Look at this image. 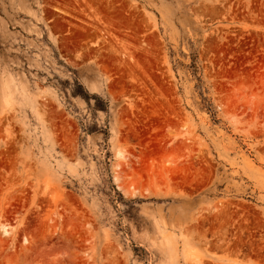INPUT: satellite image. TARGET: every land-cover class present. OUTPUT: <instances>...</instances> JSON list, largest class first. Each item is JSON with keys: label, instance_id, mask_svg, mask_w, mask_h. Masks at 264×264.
Wrapping results in <instances>:
<instances>
[{"label": "rangeland", "instance_id": "1", "mask_svg": "<svg viewBox=\"0 0 264 264\" xmlns=\"http://www.w3.org/2000/svg\"><path fill=\"white\" fill-rule=\"evenodd\" d=\"M0 225V264H264V0H0Z\"/></svg>", "mask_w": 264, "mask_h": 264}, {"label": "bare ground", "instance_id": "2", "mask_svg": "<svg viewBox=\"0 0 264 264\" xmlns=\"http://www.w3.org/2000/svg\"><path fill=\"white\" fill-rule=\"evenodd\" d=\"M118 156L119 157H121V154H118ZM123 165V164H122ZM122 165H117V167H119V166H122ZM123 168V167H122ZM121 168V169H122ZM115 181H116V183L119 185V182L121 181V178L119 177H115ZM121 184V183H120ZM121 188H123L122 190L124 191V188L125 187H123V185H119V189H121ZM129 191V190H128ZM128 193V192H127ZM126 193V194H127ZM0 232H1V234L3 235V236H7V235H10V230H9V226H6V225H0Z\"/></svg>", "mask_w": 264, "mask_h": 264}]
</instances>
